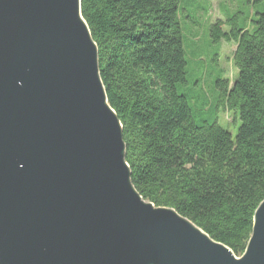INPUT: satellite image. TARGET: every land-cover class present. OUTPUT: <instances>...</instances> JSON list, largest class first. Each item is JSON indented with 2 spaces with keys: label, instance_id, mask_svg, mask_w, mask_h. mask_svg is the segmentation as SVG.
I'll use <instances>...</instances> for the list:
<instances>
[{
  "label": "water",
  "instance_id": "95a60500",
  "mask_svg": "<svg viewBox=\"0 0 264 264\" xmlns=\"http://www.w3.org/2000/svg\"><path fill=\"white\" fill-rule=\"evenodd\" d=\"M81 0H0V264H264L132 181Z\"/></svg>",
  "mask_w": 264,
  "mask_h": 264
},
{
  "label": "trees",
  "instance_id": "16d2710c",
  "mask_svg": "<svg viewBox=\"0 0 264 264\" xmlns=\"http://www.w3.org/2000/svg\"><path fill=\"white\" fill-rule=\"evenodd\" d=\"M179 3L81 0L109 102L123 123L135 187L239 256L264 200V11L255 12L252 29L225 32L222 20L211 28L216 40L236 42L238 75L217 81L222 104L241 120L233 138L217 121L198 124L178 92L187 73Z\"/></svg>",
  "mask_w": 264,
  "mask_h": 264
},
{
  "label": "rangeland",
  "instance_id": "374dc122",
  "mask_svg": "<svg viewBox=\"0 0 264 264\" xmlns=\"http://www.w3.org/2000/svg\"><path fill=\"white\" fill-rule=\"evenodd\" d=\"M264 11L258 0H180L179 18L182 26L183 49L187 60L186 82L178 84L185 94L198 124L217 121L236 137L241 125L235 110L221 102L218 80L234 81L238 69L233 62L234 40L215 39L211 28L224 21L223 31L239 27L252 29L255 12Z\"/></svg>",
  "mask_w": 264,
  "mask_h": 264
}]
</instances>
